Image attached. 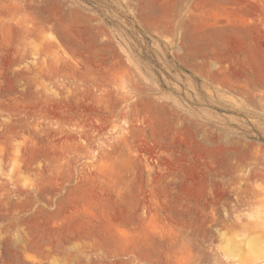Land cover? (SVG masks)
<instances>
[{
    "label": "rangeland",
    "instance_id": "1",
    "mask_svg": "<svg viewBox=\"0 0 264 264\" xmlns=\"http://www.w3.org/2000/svg\"><path fill=\"white\" fill-rule=\"evenodd\" d=\"M0 264H264V0H0Z\"/></svg>",
    "mask_w": 264,
    "mask_h": 264
}]
</instances>
